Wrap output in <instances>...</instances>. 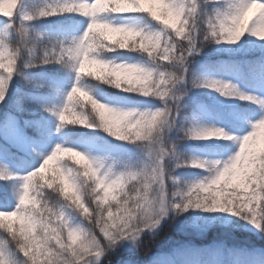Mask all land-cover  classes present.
<instances>
[{"label":"snow or ice","instance_id":"obj_1","mask_svg":"<svg viewBox=\"0 0 264 264\" xmlns=\"http://www.w3.org/2000/svg\"><path fill=\"white\" fill-rule=\"evenodd\" d=\"M19 4L17 0V9ZM35 13V17L32 13L25 15L24 23L63 14L90 18L82 35L49 41L41 51L39 63L24 65L31 68L65 60L73 62L71 66L78 74L66 102L58 112L47 109L57 116L58 128L71 124L102 128L112 138L143 149L145 159L133 164L59 144L42 161L43 167L40 165L19 177L11 172L7 160H0V179L22 181L16 208L0 210V229L11 237L0 238V264H10L3 258V246L17 238L22 243L15 245L16 251L25 258L24 264H100L101 258L123 242L130 241L139 248L142 235L155 234L170 213L179 216L190 209L228 213L264 232V95H249L230 81L198 78L189 59L207 43L237 45L226 51L230 55L242 52L244 58L220 63L242 64L253 74L257 87L264 90V43L253 40L250 47L239 44L245 34L264 41L261 27L264 0H62ZM108 14H145L162 28L146 32L135 26L117 25L106 18ZM0 16L9 22L16 17ZM238 16L243 17L244 27L230 33L227 29ZM98 26H103V37L97 32ZM12 30L18 44L22 43L20 35L8 23L0 36V104L6 99L13 76L21 71L16 49L9 42ZM117 50L139 51L151 58L153 65L116 63L102 58L104 52ZM88 61L103 65L108 74L97 78L96 69L82 67ZM102 84L156 98L162 107L125 110L105 103L98 98V93L103 94ZM189 85L253 101L258 106L260 115L251 124V130L225 139L235 140L238 145V152L228 160L209 162L195 157L185 160L177 152V144L170 135L174 130L182 132L185 139L202 140L208 139V132L221 129L196 123L178 125L185 107L181 100L187 95ZM91 100L105 105L111 115L96 113ZM205 108L207 117L224 125L234 124L240 118L233 110ZM88 111L93 112L95 122L88 119ZM162 120H167V127L155 144L150 143ZM12 123L18 124L16 117L11 112L5 113L0 119V134ZM79 142L85 141L81 138ZM65 156L83 167L63 162ZM172 161L176 167L206 169L209 175L180 186L184 190L177 191ZM140 181H151L161 194L159 212L148 223L141 221L138 206L132 203L131 186ZM74 215L80 218L79 223H74ZM109 264H112L110 259Z\"/></svg>","mask_w":264,"mask_h":264},{"label":"trees","instance_id":"obj_2","mask_svg":"<svg viewBox=\"0 0 264 264\" xmlns=\"http://www.w3.org/2000/svg\"><path fill=\"white\" fill-rule=\"evenodd\" d=\"M20 13L16 14L17 24L27 14L33 13L40 8H47L54 5L53 0H20ZM211 11V5L206 6ZM158 29L162 26L152 21L145 14H140ZM4 27L0 29V36L3 35L9 21L0 16ZM80 18H69L65 14L51 16L44 19L28 22L33 32L39 31L42 38L40 45H46L56 40L64 39L66 31L73 26L80 24ZM206 27V25H203ZM9 42L17 45L14 30ZM39 51V49H38ZM41 55V53H39ZM103 54L115 57V59H134L146 62L152 66L153 61L139 51L117 50L104 52ZM243 53L230 55L218 48L215 42L207 45L198 54L190 57L191 68L198 78H205L207 68H213L219 72L225 70L240 71L239 79L246 84L257 86L255 78L249 69L242 64H221L225 60H242ZM28 59L24 53L20 59V73L14 75L8 94L4 103L0 104V119L5 113L11 112L22 128V134L29 152L20 150L17 145L8 142L0 134V160H7L12 173L23 176L33 171L42 164V161L50 155L59 144L78 147L81 150L91 152L94 156H110L120 161H127L133 164L142 163L145 159L144 150L136 145L121 142L112 138L102 128L88 127L81 124H71L58 128L60 122L52 111L57 112L63 106L67 94L71 91L76 80V71L72 68L71 61L65 62V69L58 71L57 63L43 64L37 67H24ZM103 91L98 98L113 106L129 109L149 110L162 107V102L153 97H145L122 92L114 87L102 84ZM187 95L182 97L181 103L185 105L181 113L179 124L191 125L193 113L197 112L199 102H205L213 109H231V106L219 104L207 93L205 88H191L188 86ZM14 99L19 101L14 103ZM240 110L249 112L251 107L242 102L238 104ZM59 123L58 125L56 123ZM243 127L240 123L227 125L228 128ZM172 142L177 144V152L189 160L192 155V148L199 145L192 140L185 139L182 132L174 130L171 134ZM81 138L85 142L81 141ZM218 147L216 144L207 145L208 150ZM220 147V146H219ZM222 153H225L222 150ZM79 160L80 157H76ZM63 162L74 167H83V164H76L70 157H62ZM55 164L50 165V169ZM174 177L178 186H187L190 178L200 174L201 169L193 167H176L172 161ZM51 178V171H48ZM171 190V189H170ZM22 191V181L19 178L5 181L0 179V210L12 211L18 205V196ZM49 194L51 189L46 190ZM50 198H54L50 196ZM179 198H177L178 200ZM94 206V205H93ZM193 210L176 216L170 213L169 217L156 230V233L145 232L139 248L130 241L118 245L116 250L101 258L100 264H264V232H255L243 227L223 225L214 223L210 226H198L194 221ZM74 223H79L80 218L73 216ZM18 227V225H17ZM155 235V240L153 236ZM0 238L11 239L4 229H0ZM150 248V251H149ZM4 259L10 264H24V257L16 251L14 242L3 246ZM147 252V256L145 253Z\"/></svg>","mask_w":264,"mask_h":264},{"label":"rangeland","instance_id":"obj_3","mask_svg":"<svg viewBox=\"0 0 264 264\" xmlns=\"http://www.w3.org/2000/svg\"><path fill=\"white\" fill-rule=\"evenodd\" d=\"M58 2H62V0H54V5L57 4ZM20 7L21 5L19 4L17 13H20ZM67 16L71 17H79L83 20V22L79 26H75L72 28V30L67 31L66 35L64 36V40H70L73 37H79L80 35L83 34V32L86 30L88 24L90 23V18L81 16L79 14H65ZM109 21L114 22L117 25H130V26H135L137 28H142L146 32H152L159 30L158 28L152 26L150 22H148L144 16L140 14H108L106 17ZM4 27V24L2 21H0V29ZM255 40L257 43H264V41H259L258 38L252 37L249 34H245V36L241 39L239 42L240 45H243L244 47H250L251 46V41ZM218 48L229 54L226 49L228 48H235L237 45H232L228 43L224 44H217ZM239 53H236L237 55ZM106 60H111L116 63H129V64H142L151 67L148 65L146 62L141 61V60H134V59H118L116 60L115 57H112L110 55H105L103 54V57ZM65 61H62L61 63H57L58 66V71H63L65 69ZM205 78H210V79H218V80H225V81H230L233 84H236L241 91L249 94V95H256V96H261L264 95V90H261L257 86H250L243 82L242 80H239V72H232L230 70H225L224 72H219L218 70L212 69V68H207L205 69ZM78 73H76L75 76H77ZM207 93H209L217 103H221L223 105H229L231 109L236 113L239 114V120L237 123H240L243 125V127H235V128H228L227 125H224L220 122H218L214 118H209L207 117L206 114V108L207 106L206 103L204 102H199L197 105V112L193 113V119L191 121V124L196 123L199 125L207 126V127H215V128H222L228 135L237 137V136H242L247 134L251 130V124L255 122L256 117L260 115V112L258 110V106L253 102V101H246V100H241L238 97L231 96V97H226L220 95L218 92H216L213 89L210 88H205ZM14 102H18L17 100ZM66 102V98L64 103ZM242 102H247L251 106V111L246 112L243 109L240 110L238 107H236L238 104ZM64 105V104H63ZM57 125L59 124L58 122L56 123ZM22 128L19 126V123H12L9 125H6L4 130H3V138L8 141V142H13L15 145L18 146L20 150H23L24 152H29L30 151V146L27 145L25 138L22 135ZM195 143L200 144L197 148H192V155L191 158L195 157L198 158L199 160L202 161H226L229 158H231L233 155H235L238 152V145L236 144L235 140L228 141L222 138H217V137H211L208 139H202V140H193ZM210 144H216L218 145L217 147H213L212 149L208 150L205 145H210ZM221 147L222 150H224L225 153H221ZM221 150V151H220ZM1 152V148H0ZM189 157V159H191ZM197 168V167H193ZM201 169V168H199ZM209 175L208 171L206 169H201V172L198 176L190 178L188 180V184L198 182L201 180L204 176ZM193 210V215L194 216V221L198 226H210L212 224L220 223L223 225H231V226H238V227H243L246 230L251 229L255 232L260 231L257 229L255 226L250 224L248 221L241 219L239 217L233 216L228 213H222V212H215V213H210L206 212L201 209H192Z\"/></svg>","mask_w":264,"mask_h":264},{"label":"clouds","instance_id":"obj_4","mask_svg":"<svg viewBox=\"0 0 264 264\" xmlns=\"http://www.w3.org/2000/svg\"><path fill=\"white\" fill-rule=\"evenodd\" d=\"M191 6V5H189ZM0 14L4 16H13L17 14V0H0ZM36 13L33 12L32 16L35 17ZM244 19L243 17H235L232 21V27L227 29L230 33L238 31L240 28L244 27ZM9 26L14 27L17 34L20 35L22 39V43L15 45L16 49V57L18 59H22L25 53V50H28V59L25 61V64H37L41 60V56L39 53L44 48V45H40L39 41L42 38V34L37 30L35 32L29 27L28 24L24 23V21H20L18 24L15 19H12L9 22ZM264 29V25L261 26ZM97 32L101 37L104 36L103 26H98ZM92 47H95L93 45ZM39 49V51H38ZM82 67H87L89 69H96L99 76L97 78H101L104 75H107V70L103 65L95 64L92 61H88L86 64L82 65ZM93 74V73H90ZM118 86V85H117ZM93 110L96 113L104 114L106 116H110L111 114L106 111V106L100 104L95 100H91ZM88 119L95 122V116L92 111H88L86 113ZM167 127V120H162L159 124L155 135L152 138L150 143L155 144L156 138L162 136L164 128ZM207 138H211L213 136L222 139H231V137L221 128L210 131L206 134ZM202 166V165H201ZM43 167V165H41ZM177 191H183L184 189L178 186ZM88 191L91 194V186L88 187ZM132 193V203L135 206H138V214L142 222L148 223L151 218H155V216L159 212L161 194L160 192L153 186L151 181L148 182H136L133 183L130 189ZM138 197V199H137ZM136 211L137 209L134 207L133 209ZM15 245L19 246L22 243L18 238L14 241Z\"/></svg>","mask_w":264,"mask_h":264}]
</instances>
